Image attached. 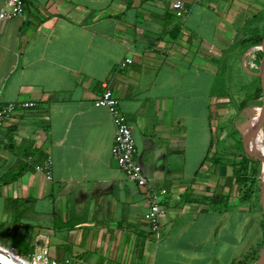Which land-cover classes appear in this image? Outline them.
Here are the masks:
<instances>
[{
    "label": "crops",
    "instance_id": "1",
    "mask_svg": "<svg viewBox=\"0 0 264 264\" xmlns=\"http://www.w3.org/2000/svg\"><path fill=\"white\" fill-rule=\"evenodd\" d=\"M24 5L0 21V103L36 104L0 134V229L19 245L10 247L22 257L46 248L58 264H232L261 243L264 213L231 196L229 162L239 153L221 152L218 122L234 110L236 90L240 107L259 89L264 52L246 51L263 43L243 41L264 35V0ZM105 88L149 185L166 190L158 233L143 219V190L112 158L114 126L94 106ZM259 107L241 109L238 121ZM47 158L50 180L37 169Z\"/></svg>",
    "mask_w": 264,
    "mask_h": 264
},
{
    "label": "built area",
    "instance_id": "2",
    "mask_svg": "<svg viewBox=\"0 0 264 264\" xmlns=\"http://www.w3.org/2000/svg\"><path fill=\"white\" fill-rule=\"evenodd\" d=\"M182 8L183 5L180 1L173 4V9L175 10H181ZM24 11V0H6L4 6L0 10V21H7L20 17L24 14ZM131 63V59H124L120 63V67L124 68ZM35 106L36 104L32 101L0 103V134L5 123L17 112L33 109ZM94 106L107 110L114 126V140L111 150L112 158L119 170L124 173L127 180L133 183L137 188L143 190L147 203V211L143 219L152 233H158L161 220L166 214L163 205V196L166 195V190L149 185L142 167L136 162L132 131L126 117L119 109L118 101L114 93L110 89L105 88L94 100ZM51 165V160L47 158L42 162L41 166L37 168L38 171L43 173L49 180L51 179ZM41 239H45L43 234H39L36 237V242ZM39 256L40 251L29 255L26 259H24L25 257L20 258L28 264H58L48 257L47 252L43 259H39Z\"/></svg>",
    "mask_w": 264,
    "mask_h": 264
},
{
    "label": "trees",
    "instance_id": "3",
    "mask_svg": "<svg viewBox=\"0 0 264 264\" xmlns=\"http://www.w3.org/2000/svg\"><path fill=\"white\" fill-rule=\"evenodd\" d=\"M243 42L249 43V45H260L264 42V35L263 36H255L253 38H249L244 40ZM262 52H259V56H262ZM263 90L260 88L257 89L253 95L249 96L246 100H244L240 107L241 109L245 108L249 105V102L257 101L262 97ZM258 113L257 117L255 116V120H258ZM264 124V120H262ZM264 131V126L262 127ZM250 136V135H249ZM251 137V136H250ZM258 148L255 153L248 151L247 153H239L237 159H233V161L229 162L232 170L233 175L232 178L229 180V185L233 186V195L237 197L239 202H248L250 203L251 208H253L254 203V188L256 186H260L259 177L261 176V169H262V150L261 145L257 144ZM226 162L224 160L212 159V166L215 165H225ZM20 173L14 175L13 179H16ZM227 200H230V197H227ZM19 216L16 215V220ZM261 229L263 233V240L261 243L256 244L249 248L247 252H245L242 256L235 259L232 264H256L259 259L261 250L264 245V216L261 222ZM32 248H27L26 253H30Z\"/></svg>",
    "mask_w": 264,
    "mask_h": 264
},
{
    "label": "rangeland",
    "instance_id": "4",
    "mask_svg": "<svg viewBox=\"0 0 264 264\" xmlns=\"http://www.w3.org/2000/svg\"><path fill=\"white\" fill-rule=\"evenodd\" d=\"M257 84L261 90H264V78H261L257 82ZM253 85L255 86L256 83ZM249 87H250V85H249ZM249 87H248V90L250 89ZM243 91L242 90H236L235 91V94H237V95H235V97H232L233 101L229 104L230 105L229 107L234 108V110L231 113H229V115H226V117H222V119H221L222 121L218 122V124L222 126V128H221L222 132H223L222 136L224 137V139H223L224 144H221V146L219 147L221 149V152L229 153V154L230 153L235 154V153H242V152L247 153L248 151L254 150L251 146L245 145V142L242 138L243 134H241L240 130H239V129L243 130V127H244L246 132L252 138H254V136L252 135L253 133L258 134V136H259V132H260V130L257 131V130H254V128H253V125L255 122V116L257 117V113H255V111L251 110L250 113H248L249 116L253 119V121H251L248 118L247 114L244 116L242 121L241 120L238 121V115H239L241 108L237 106V103L241 99L242 94H244ZM251 103L263 106L264 105V94H262V97L259 100L254 101V102H249V105ZM242 122H243V127H242ZM259 122H261V121L259 120ZM261 125H262V127L264 126L263 123H261ZM262 132L264 135L263 130H262ZM261 174H262V172H261ZM260 177H259V180H260ZM253 206H254L253 207L254 210L260 208V209H262V211L264 213V210L262 208V202H261V180H260V186H256L254 188ZM250 218H251L250 220L255 221L256 218H258L259 220L262 219V216H261V213H258L257 217L254 216L253 214H251ZM261 230L262 229L258 228L260 235L262 233ZM10 245H14V247H16V248L19 247V245H17L15 242H13V240L6 237L5 231L0 229V247H2L3 249H6L9 253H13L19 257H22V256L18 255L16 253V251L14 250V248L12 249V247H10ZM23 245L24 244H22V243L20 244V246H23ZM24 249H25L24 251L27 250L26 248H24ZM24 259H26V257Z\"/></svg>",
    "mask_w": 264,
    "mask_h": 264
},
{
    "label": "water",
    "instance_id": "5",
    "mask_svg": "<svg viewBox=\"0 0 264 264\" xmlns=\"http://www.w3.org/2000/svg\"><path fill=\"white\" fill-rule=\"evenodd\" d=\"M251 51L252 52H257V51H263L264 52V42H263V44L260 47L251 48V49L247 50L246 53L251 52ZM245 70H247V69L245 68ZM259 77L260 78H264V61L261 64V72L259 73ZM263 94H264V90H263ZM246 109L248 111L253 110V111H255V113L259 114L258 115V120H255L253 128H254V130H257V131L261 130L262 129L261 123H262V120H264V105L259 107V108H246ZM242 111H245V109L242 110ZM242 113L243 112H241V114ZM259 120L261 122H259ZM239 130H240V133L243 134V130H241V129H239ZM242 136H243L242 138H243V140L245 142V145H249V146H251L254 149L253 151H251L252 153H255L256 151H258L254 147L253 143L244 136V134ZM261 172H262L261 177H260V180H261V202H262V208L264 210V156L263 155H262V169H261ZM17 257H19V256L16 255V257H14L12 255H9L8 253H5L4 251H2V249L0 248V264H23L22 262H20L17 259ZM256 264H264V245H263V248H262L260 256H259V259L256 262Z\"/></svg>",
    "mask_w": 264,
    "mask_h": 264
},
{
    "label": "bare ground",
    "instance_id": "6",
    "mask_svg": "<svg viewBox=\"0 0 264 264\" xmlns=\"http://www.w3.org/2000/svg\"><path fill=\"white\" fill-rule=\"evenodd\" d=\"M246 114H247L248 118H249L251 121H253L252 118L249 116L248 113H245V114L243 115L242 119L244 118V116H245ZM252 135L254 136L253 141H252V139H251L252 137H250L248 134L246 135L247 139H249V140L253 143V145H254V147H255L256 149L258 148L257 144H260V145H261V150H262V155L264 156V135H263L262 131L260 130V132H259V136H258V134H255V133H253ZM257 140H258V141H257ZM0 248H1L2 251H4L5 253H8L9 255H12V256L16 257L15 254H13V253H9L6 249H3L2 247H0ZM17 259H18L20 262H22L23 264H28L26 261L22 260V259L19 258V257H17Z\"/></svg>",
    "mask_w": 264,
    "mask_h": 264
},
{
    "label": "clouds",
    "instance_id": "7",
    "mask_svg": "<svg viewBox=\"0 0 264 264\" xmlns=\"http://www.w3.org/2000/svg\"><path fill=\"white\" fill-rule=\"evenodd\" d=\"M48 250L45 248V249H41L40 250V256L38 257L39 259H43L45 253L47 252Z\"/></svg>",
    "mask_w": 264,
    "mask_h": 264
}]
</instances>
